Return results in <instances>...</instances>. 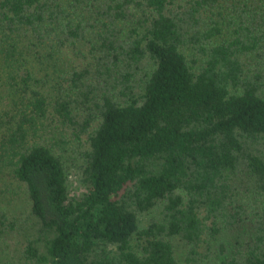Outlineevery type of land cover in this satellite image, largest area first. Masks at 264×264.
<instances>
[{
	"label": "trees",
	"instance_id": "trees-1",
	"mask_svg": "<svg viewBox=\"0 0 264 264\" xmlns=\"http://www.w3.org/2000/svg\"><path fill=\"white\" fill-rule=\"evenodd\" d=\"M0 178L25 264H264V0H0Z\"/></svg>",
	"mask_w": 264,
	"mask_h": 264
},
{
	"label": "rangeland",
	"instance_id": "rangeland-1",
	"mask_svg": "<svg viewBox=\"0 0 264 264\" xmlns=\"http://www.w3.org/2000/svg\"><path fill=\"white\" fill-rule=\"evenodd\" d=\"M79 175L77 171L72 175V186L77 188ZM26 189L16 180L0 178V210L6 211L10 216L19 217L20 223L31 222L30 202L26 196ZM29 217V218H28ZM27 222V223H28ZM16 232L14 237L2 238L0 248V264H25L20 252L21 237Z\"/></svg>",
	"mask_w": 264,
	"mask_h": 264
}]
</instances>
